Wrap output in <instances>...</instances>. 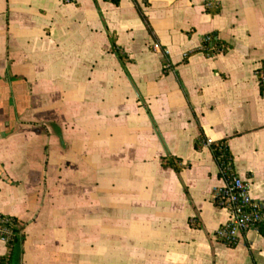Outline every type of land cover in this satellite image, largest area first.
<instances>
[{"label":"crops","instance_id":"obj_1","mask_svg":"<svg viewBox=\"0 0 264 264\" xmlns=\"http://www.w3.org/2000/svg\"><path fill=\"white\" fill-rule=\"evenodd\" d=\"M259 69L264 0H0V213L19 264H264V224L214 237L228 213L205 144L225 143L264 209Z\"/></svg>","mask_w":264,"mask_h":264},{"label":"built area","instance_id":"obj_2","mask_svg":"<svg viewBox=\"0 0 264 264\" xmlns=\"http://www.w3.org/2000/svg\"><path fill=\"white\" fill-rule=\"evenodd\" d=\"M62 1L69 2V0ZM207 40L208 37H204L203 41L207 42ZM152 50L161 52L167 57V50L162 49L157 42L152 44ZM169 67L170 64L166 59L164 69ZM257 75L259 84L264 89V72L259 69ZM205 144L210 146L213 142L206 140ZM219 171L224 183L214 190L212 198L218 206L227 211L228 221L216 230L214 237L227 246H235L245 232L264 224V209L259 202L252 199L248 182L233 174L226 176V170L219 168ZM15 230V218L0 213V242L9 246L15 236Z\"/></svg>","mask_w":264,"mask_h":264},{"label":"trees","instance_id":"obj_3","mask_svg":"<svg viewBox=\"0 0 264 264\" xmlns=\"http://www.w3.org/2000/svg\"><path fill=\"white\" fill-rule=\"evenodd\" d=\"M207 42H203V48L209 53H214L210 51L212 48H215L214 51L220 48L219 43L217 42L215 36H207ZM218 51V50H217ZM264 72V70H263ZM262 95H264V89L261 90ZM211 153L216 160L218 167L222 170H226V176H230L231 173V159L230 154L225 146L224 142L213 143L210 146ZM161 166L163 168L170 167L174 169L175 172H179V167L173 165L172 160L163 158ZM228 169V170H227ZM16 221V230L15 236L11 243L9 244V252L6 257L0 258V264H19L22 255V243L24 241V235L21 232V227Z\"/></svg>","mask_w":264,"mask_h":264}]
</instances>
